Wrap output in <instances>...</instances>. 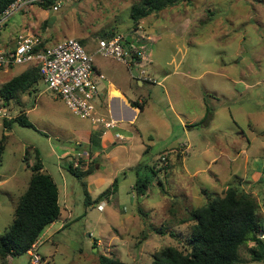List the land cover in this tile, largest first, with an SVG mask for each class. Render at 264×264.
I'll list each match as a JSON object with an SVG mask.
<instances>
[{"label":"rangeland","instance_id":"obj_1","mask_svg":"<svg viewBox=\"0 0 264 264\" xmlns=\"http://www.w3.org/2000/svg\"><path fill=\"white\" fill-rule=\"evenodd\" d=\"M139 1L55 0L57 9H44L36 1L14 12L0 28L3 52L13 49L18 34L29 27L52 46L68 37L81 39L92 54L106 34L118 32L136 46L143 32L154 36L147 48L163 73L152 63L145 69L162 82L172 73L164 86L140 87L131 74L138 76L141 67L127 68L95 55L108 77L119 72L118 82L127 79L132 86L125 84L129 94L147 101L137 125L123 122L131 130L117 132L128 141H118L110 153H94L90 164L79 158L78 166L72 155L78 148L74 129L89 120L73 114L44 81L38 91L23 94L22 101L4 105L0 97V110L15 115L27 111L35 126L15 121L6 131L0 118V139L8 135L0 164V235L12 223L29 184L32 171L25 162L33 152H39L61 191L62 216L39 236L41 264H98L103 255L152 264L154 253L164 247L185 249L195 224L191 211L223 195L231 184L252 192L264 215V0H186L135 24L131 8ZM27 68L18 65L0 74V84ZM88 152L91 159L90 148ZM71 163L90 172L78 178L68 170ZM139 177L150 178L145 196L134 188ZM115 180L114 194L100 197ZM84 181L90 206L85 204ZM162 227L163 233L156 232ZM252 246L240 249L239 264H264L253 259ZM0 264H31V258L24 253L0 258Z\"/></svg>","mask_w":264,"mask_h":264},{"label":"trees","instance_id":"obj_2","mask_svg":"<svg viewBox=\"0 0 264 264\" xmlns=\"http://www.w3.org/2000/svg\"><path fill=\"white\" fill-rule=\"evenodd\" d=\"M16 0H0V13L8 8ZM186 0H140L131 8V18L135 24L142 19L160 11L172 7ZM44 9H49L55 4V0H43L39 2ZM55 6V5H54ZM119 34L111 32L104 38H110ZM83 44V41L79 39ZM51 46V45H50ZM42 47L47 46L43 43ZM29 67L19 75L13 77L0 87V97L4 104L12 100L19 102L20 96L38 90L37 86L43 80L40 67L35 63L26 64ZM134 107L141 110L144 102L130 100ZM5 130L9 131L13 122L26 127H35L26 117L24 112L14 119H4ZM7 134L0 139V164L3 161V153L7 144ZM29 153L30 151H26ZM28 162H25L32 174L26 191L21 195L19 204L14 212V219L6 231L0 235V258L18 256L28 253L42 232L56 222L62 216V207L59 200V187L51 174L43 169V162L38 151L33 152ZM142 167H139L141 169ZM157 175V171L150 167ZM68 170L82 178L88 174L69 164ZM150 178L139 177L134 185L138 196L148 193ZM117 180L112 187L103 191L102 198L109 199L116 191ZM85 187V204L90 206L93 201L87 184ZM190 220H194L187 235L184 248L167 246L153 255L152 264H239L242 261L240 249L253 242L250 248L253 259L264 260V239L260 234L264 233V215L260 214V204L252 192L244 191L240 186L231 184L223 195L210 198L208 202L190 214ZM156 232L163 233L164 228H155ZM98 264H130L120 259L101 256Z\"/></svg>","mask_w":264,"mask_h":264},{"label":"built area","instance_id":"obj_3","mask_svg":"<svg viewBox=\"0 0 264 264\" xmlns=\"http://www.w3.org/2000/svg\"><path fill=\"white\" fill-rule=\"evenodd\" d=\"M43 0H16L8 8L0 13V28L6 20L25 5ZM57 9V5L54 6ZM138 35V34H137ZM16 46L10 51H0V69L12 65L35 63L40 67L43 80L47 89L65 102L71 112L83 119H89L95 124H102L105 128H115L116 123L107 119L98 112L97 99L100 89L95 74L94 57L115 59L124 63L128 68L139 66L141 73L136 78L147 84H161L145 69L151 64L147 43L152 42L150 35L141 33L136 37L137 45L134 46L128 37L117 34L110 38L99 40L98 47L92 54L83 46L79 39L68 37L55 45L42 47L43 41L31 29L18 34ZM103 77V75L99 74ZM0 118L11 119L8 111L0 110ZM120 141H128L129 138L121 133L116 136ZM163 161L166 157L161 158ZM78 160L75 165L78 166ZM101 208L103 206L101 205ZM264 239V233L260 234ZM39 240L28 250L31 264H41V256L37 251Z\"/></svg>","mask_w":264,"mask_h":264},{"label":"crops","instance_id":"obj_4","mask_svg":"<svg viewBox=\"0 0 264 264\" xmlns=\"http://www.w3.org/2000/svg\"><path fill=\"white\" fill-rule=\"evenodd\" d=\"M27 29H31L34 32V29H32V27H29ZM34 33L42 39L43 43L46 46L51 45L50 43H47L45 37L42 34L36 33V32H34ZM151 36H153V35H151ZM152 38H154V36ZM128 40L130 41V38H128ZM152 42H154V39ZM0 51H3V50L0 49ZM94 62H95V57H94ZM151 63L153 66L152 68H155L158 71V69L153 64V62H151ZM16 66H18V65H12L8 68H5L4 70L2 69V70H0V74L7 75V74L11 73L12 67L15 68ZM95 67H96L97 73H98V75L95 74V79L97 80L98 85H99V89H100L99 98L97 99V102H96L98 112L100 115L106 117L107 119H109V120L112 119L117 125L115 128H105L102 124H95L89 119H84V120H89L90 123L84 122V123H81L75 127L74 132L76 134V140H77L75 142V144L78 145V148H77V152L75 154H72V155L76 160L81 158V161L86 162L87 164H90V162L94 161V159H95L94 153L96 155V153H99L102 151H106L108 153L112 152L113 146L116 145L118 141H120L116 137L118 134L117 132H119L118 131L119 129L131 130L127 127L123 128L122 127L123 122H127L128 124H131L133 126L137 125L138 120H139V118L142 115V112L144 110H141L138 107L132 106L130 103V100H138L139 102L147 101L145 99H142L141 95L135 94L134 96H131L129 94V91H131V90H128L126 85H128L130 87V89L132 88V86L128 82L129 80H127V79H125L126 85L118 82L120 80V76H119L120 73L119 72L112 71L108 77L102 71L101 67L96 64V62H95ZM25 70L26 69H24L23 71H25ZM158 72L163 73L162 71L161 72L158 71ZM19 74H17V75H19ZM99 74L103 75V77L99 76ZM171 74L172 73L165 75L163 77V82L158 80L157 78L156 79L158 81H160L161 84L163 83V86H164V82H166L170 78ZM17 75H15V76H17ZM131 78H134V81L138 82V85L140 87H143L146 84V83L140 81V79L136 78L132 74H131ZM8 81H6V82H8ZM6 82H4V83H6ZM4 83L0 84V87ZM123 85H125V86H123ZM38 86H37V88H38ZM137 93H139V92H137ZM24 96L25 95L21 96V99L19 101H22L23 100L22 97L24 98ZM159 97L162 98L160 95H159ZM57 98H59V97H57ZM61 101H63V100H61ZM144 106H145V104H144ZM19 109H21V108L19 107ZM8 112L11 114V119H14L18 115V114L15 115V114L11 113V111H8ZM26 114H27V111H25V115ZM3 119H6V118H3ZM11 119H6V120H11ZM131 137L133 138V135ZM89 148L91 149V152H92L91 154L93 155L91 159H90V157L86 156L89 153L88 152ZM43 166H44L43 169L47 172L46 166L44 165V163H43ZM259 175H260L259 172L258 173L255 172V177L258 178ZM2 183H3V181H0V185H2ZM62 190H63V193H65V196H67L68 190L67 189H62ZM59 200H60V204H61V191H60V189H59ZM61 207H62V205H61ZM38 240H40V239H38Z\"/></svg>","mask_w":264,"mask_h":264}]
</instances>
